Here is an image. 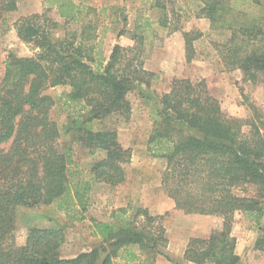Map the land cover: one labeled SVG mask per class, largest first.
Here are the masks:
<instances>
[{
  "label": "trees",
  "instance_id": "1",
  "mask_svg": "<svg viewBox=\"0 0 264 264\" xmlns=\"http://www.w3.org/2000/svg\"><path fill=\"white\" fill-rule=\"evenodd\" d=\"M17 1L0 0V22L16 10ZM45 1L65 22L77 26L58 35V23L47 10L14 22L17 38L33 54L9 51L0 78V264H115L128 247L170 259L162 215L141 205L117 207L109 220L91 218V234L99 238L98 244L70 257L61 254L64 235L59 228L31 227L22 244L15 240L17 207L55 203L69 219L81 221L93 183L114 187L124 182L130 148L117 140L114 130L93 132L83 124L111 113L127 120L131 107L126 94L134 83L149 86L153 75L140 59L142 32L133 30L131 46L115 42L106 58L96 40V20L84 5ZM199 1L198 13L210 27L229 32L217 46L224 70L241 69L251 82L264 76V0ZM153 6L166 8L161 0H153ZM199 36L183 32L187 61L194 56L193 41ZM57 85L70 88L63 102L68 109L81 103L85 110L81 118L69 112L62 127L50 117L55 99L46 93ZM160 104L146 149L165 161L161 185L177 209L209 218L207 235L190 237L177 263L245 264L231 230L237 214H246L259 232L254 248L264 252V123L225 114L203 79H173ZM65 126L83 147L105 152L89 175L77 165L72 146L60 141ZM241 184L255 185V194H235L234 187Z\"/></svg>",
  "mask_w": 264,
  "mask_h": 264
},
{
  "label": "rangeland",
  "instance_id": "2",
  "mask_svg": "<svg viewBox=\"0 0 264 264\" xmlns=\"http://www.w3.org/2000/svg\"><path fill=\"white\" fill-rule=\"evenodd\" d=\"M73 1L84 5L87 8L86 12L96 20V40L100 41V49L106 58L115 42L119 41L131 46L134 44L131 38L133 30L142 32L144 50L140 59L143 67L153 72V75L150 77L149 86L134 83L126 94L131 107L127 120L121 113H111L83 124V128L93 132L114 130L117 140L124 147L130 148L131 160L124 164L125 176H127L124 182L114 187L103 183H93L89 192L85 218L81 221L69 219V213L67 214L63 208H58L55 203L47 206L16 208L14 234L17 244L24 242L27 230L31 227L59 228L64 235L60 251L66 257L79 253L84 246L98 244L99 238L91 234V218L109 220L119 202H126L127 205L147 206L156 211L162 203L167 206V200L170 198L160 182L165 161L152 156L146 149V142L151 128L159 119L160 97L170 90L173 79L188 78L193 82L203 79L209 92L218 99L225 114L243 119H256L264 123V76L251 82L244 77L241 69L224 70L217 54V46L226 41L229 32L210 27L209 20L198 13L201 1L161 0L165 3V9L153 6V0ZM45 10H47V15L58 23L56 29L58 35L62 36L66 29L76 28L77 23L65 22L55 7L48 8L45 0H18L16 10L6 13L4 20L0 22V33L3 31L6 35L0 39V43L3 42L4 37L8 41L6 45L5 43L0 44V64H2L0 78L9 51L19 56L33 54L29 45L9 37L7 32L9 27L14 28V22L22 16L41 14ZM86 12L84 18L87 15ZM145 19L149 21L148 26L144 24ZM136 26L139 27L136 28ZM184 31L200 34L193 41L195 52L190 61H187L185 56ZM8 44H11L10 48ZM69 89L67 85H57L46 89V93L55 99V104L50 110V117L61 127L66 124L69 112L72 116H80V118L85 116L81 103L74 104L71 109L64 105V94ZM66 127L62 129L60 141L72 146L77 165L89 175L88 170L91 165L103 157L105 152L97 148L83 147L76 133L72 130H65ZM233 192L238 195H254L256 186L241 184L234 187ZM128 195L129 199H127ZM175 209L177 211L172 209L174 210L172 213L168 211L162 215L161 222L166 217L168 234L177 241V248L180 247L179 241L184 240L186 236L193 233L199 237L207 235L209 223L207 216L187 217L183 215V219L188 222L182 221V223L175 219L176 216H171V214H184L179 209ZM69 212L71 214L72 211ZM261 225L264 226V216ZM258 233L246 214H237L231 234L235 237V250L242 263L264 264V252L254 248V240ZM138 253L141 258H144V262L138 264H178L177 262L181 260L172 258L173 254L169 253L166 254L170 259L162 255H156L153 258L139 249ZM122 259V257L116 258L115 264H121Z\"/></svg>",
  "mask_w": 264,
  "mask_h": 264
},
{
  "label": "crops",
  "instance_id": "3",
  "mask_svg": "<svg viewBox=\"0 0 264 264\" xmlns=\"http://www.w3.org/2000/svg\"><path fill=\"white\" fill-rule=\"evenodd\" d=\"M8 35L10 38L13 37V40L15 41H19L17 36H16V33H15V29L13 28V26L9 27L8 29ZM3 36H6L4 34V32L2 31L0 33V39H2ZM20 42V41H19ZM5 43L4 45H6L8 43L7 39L4 37L3 38V42L0 43V44H3ZM11 44H8V48H10ZM2 61V60H1ZM2 64H0V67H1ZM127 178V176H125ZM121 184V183H120ZM119 184V185H120ZM108 186V185H106ZM117 186V185H116ZM132 193V192H130ZM130 196L128 195L127 196V199H129ZM126 202H119V204H117L118 207L120 206H126ZM146 205V204H145ZM116 207V205H115ZM158 210H157V213L160 214V215H164L165 213H167L168 211H170V213H172L174 210H176L175 208V204H174V201L170 198L167 200V206H164V204L162 203L159 207H157ZM174 209V210H172ZM177 211V210H176ZM175 213V212H174ZM182 215V216H181ZM171 214V216H176L175 219H177V221H183V222H188L187 220H184L183 217L184 216H187V217H191L192 215H201V216H206V215H202V214ZM184 215V216H183ZM170 219V218H169ZM183 219V220H182ZM190 218H188L189 220ZM166 217H165V220H163L162 224L164 225L165 229H166V235H167V238H168V243H167V246L165 248V252L168 254H173L172 255V258H175V259H181L182 258V255H183V252H184V248H185V245L188 241V239L192 236H195V234H191L189 236H186L184 240H181L179 241V245L180 247L177 248L176 247V244H177V241L175 239H172L171 236H169L168 234V225H167V222H166ZM182 222V223H183ZM189 237V238H188ZM188 238V239H187ZM121 257L123 258L121 260V264H138L139 262H144V258H141L140 254L138 253V248L136 247H128V248H124L121 250ZM131 253L133 254V257L132 258H129V256L131 255ZM175 256V257H173Z\"/></svg>",
  "mask_w": 264,
  "mask_h": 264
}]
</instances>
